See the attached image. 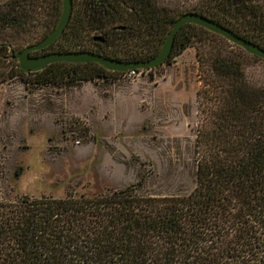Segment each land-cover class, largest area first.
<instances>
[{"label": "trees", "instance_id": "1", "mask_svg": "<svg viewBox=\"0 0 264 264\" xmlns=\"http://www.w3.org/2000/svg\"><path fill=\"white\" fill-rule=\"evenodd\" d=\"M73 4L63 35L44 51H91L116 61L147 62L187 13L264 49V0ZM62 11V0H0V85L7 82L4 65L14 62L8 52L17 48L3 34L25 42L40 33V42L56 28ZM191 48L201 83L194 187L182 195L157 194L148 183L155 176L148 163L149 171L122 189L0 196V264H264V72L259 78L248 72L252 60H264L187 24L167 62ZM16 67L10 79L19 78L26 88L107 83L159 68L113 72L92 62H61L26 73Z\"/></svg>", "mask_w": 264, "mask_h": 264}, {"label": "rangeland", "instance_id": "2", "mask_svg": "<svg viewBox=\"0 0 264 264\" xmlns=\"http://www.w3.org/2000/svg\"><path fill=\"white\" fill-rule=\"evenodd\" d=\"M40 35L25 42L3 37L18 53ZM16 64L4 65L7 82L0 85L3 199L122 189L147 173L148 163L155 169L148 183L157 194L182 195L194 187L201 122L194 48L132 79L62 88H26L10 79ZM248 72L259 78L264 62L252 60Z\"/></svg>", "mask_w": 264, "mask_h": 264}, {"label": "water", "instance_id": "3", "mask_svg": "<svg viewBox=\"0 0 264 264\" xmlns=\"http://www.w3.org/2000/svg\"><path fill=\"white\" fill-rule=\"evenodd\" d=\"M63 11L59 23L56 28L42 41L27 46L20 51L15 58L19 61V67L22 71L28 72H40L46 67L55 63H71V64H85V63H97L105 69L113 72H128L134 70L154 69L163 66L171 56V53L175 46V40L177 34L187 24H195L201 26L210 32L222 36L234 45L239 46L250 55L256 56L264 60V49L256 44L238 36L229 29L219 25L218 23L207 19L196 13H187L182 15L173 26L172 31L168 35L166 41L163 44L162 49L158 55L151 60L143 63H127L123 61H116L108 59L102 55L96 54L91 51H79V52H55L49 53L41 57L31 58L32 53H38L54 45L58 39L61 38L66 30L72 14H73V0H62Z\"/></svg>", "mask_w": 264, "mask_h": 264}, {"label": "flooded vegetation", "instance_id": "4", "mask_svg": "<svg viewBox=\"0 0 264 264\" xmlns=\"http://www.w3.org/2000/svg\"><path fill=\"white\" fill-rule=\"evenodd\" d=\"M18 53H19V52H18ZM18 53H16L15 51H13V52L11 53V57H12V60L18 62V64H19V61L15 58V56H16ZM49 53H50V52H46V51L38 52V53H32V54L30 55V57H31V58H34V57H41V56H44V55L49 54ZM20 70H21V69H20ZM28 73H35V72H28Z\"/></svg>", "mask_w": 264, "mask_h": 264}]
</instances>
